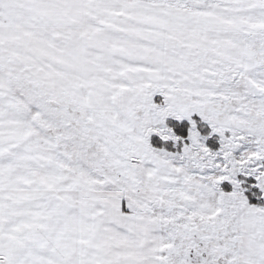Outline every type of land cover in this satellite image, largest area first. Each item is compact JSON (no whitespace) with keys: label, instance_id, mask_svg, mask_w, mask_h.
<instances>
[{"label":"snow or ice","instance_id":"1","mask_svg":"<svg viewBox=\"0 0 264 264\" xmlns=\"http://www.w3.org/2000/svg\"><path fill=\"white\" fill-rule=\"evenodd\" d=\"M0 264H264V0H0Z\"/></svg>","mask_w":264,"mask_h":264}]
</instances>
